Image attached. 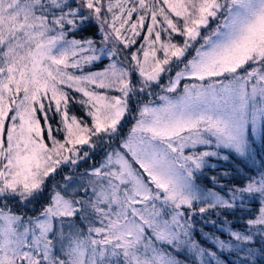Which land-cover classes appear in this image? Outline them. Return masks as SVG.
<instances>
[{"label": "snow or ice", "instance_id": "6c2138e0", "mask_svg": "<svg viewBox=\"0 0 264 264\" xmlns=\"http://www.w3.org/2000/svg\"><path fill=\"white\" fill-rule=\"evenodd\" d=\"M259 148L264 0H0V264H264Z\"/></svg>", "mask_w": 264, "mask_h": 264}, {"label": "trees", "instance_id": "16d2710c", "mask_svg": "<svg viewBox=\"0 0 264 264\" xmlns=\"http://www.w3.org/2000/svg\"><path fill=\"white\" fill-rule=\"evenodd\" d=\"M86 35H91V33H86ZM108 62L109 61L107 60V58H105V64H107ZM157 91L159 92V89H157ZM70 114L80 115L79 106L78 105L77 106H73ZM56 120H59L58 116H56L54 118V121H53L54 126H55V121ZM129 121H130V119H129ZM129 121H128L127 125L123 128V131H122L121 135H124V133H126L128 131L129 126H130L129 125ZM196 150L197 151H203V150H205V147L204 146H199ZM208 150H216V149H215V147L213 145V146H209ZM258 150L260 151L261 155H264V148H259ZM102 154L103 153L97 154L94 157L93 160H88V161L82 162L81 165H80V168H78L77 170L82 171L83 167L87 166L89 161H96L97 159H99V157ZM226 154H227V150H224V152H222V155H226ZM257 160H259V157H257ZM209 163L210 164H215L216 167L214 169L213 168H206L204 170L205 176H212V175L219 176L223 172H229V173L232 174L229 178L221 180V183H223V184H231V183L242 184L244 182L241 177L236 176V169L237 168L242 169L243 171L249 172V174H255V171H256L254 165H251L250 163H247V162H243L241 158L235 156L234 154L230 157V159L228 161H225L223 159H219L217 157H212V158L209 159ZM67 171H68V168H64L63 172L60 173V175H58L56 177V179L58 181H61L62 177L64 175H66ZM197 175H200V174L198 173ZM49 183H51V181H49ZM197 183L200 184V186H203L204 188L205 187H209V188L212 187V184L206 178H202L201 180H198ZM216 190L218 191L219 188L217 187ZM199 206H202V205H197V207H199ZM39 207H40V205L37 204L35 206L36 210H38ZM252 207L255 208L256 204L254 203L252 205ZM17 210L20 211V212L27 211L28 215H35L36 214V211H33L31 209V206H29L28 209L19 208ZM204 219L214 220V221H217L219 223V221L222 220V217H217L215 215L209 216L208 214H204L203 218L201 216L200 219H195V218L193 219V223L195 224V228H196L195 238L198 241H200V243L203 246L208 247V248H212L213 247L212 241L202 239V233H204V232H214V231H216V229L213 228V226L211 224H205L203 222ZM237 227H239V225H237ZM217 235H219V232H217Z\"/></svg>", "mask_w": 264, "mask_h": 264}, {"label": "rangeland", "instance_id": "374dc122", "mask_svg": "<svg viewBox=\"0 0 264 264\" xmlns=\"http://www.w3.org/2000/svg\"><path fill=\"white\" fill-rule=\"evenodd\" d=\"M151 99H155V97H152ZM156 103L159 104L160 101L156 100ZM133 123H134V120L130 119V121H129V125H130V126H129V129L132 127ZM129 129H128V131H129ZM128 131H127L126 133H124V135H127ZM198 147H199V146H198ZM208 147H209V146H208ZM188 151H189V150L186 149V154H187ZM196 151H197V150H196ZM102 155H103V154H102ZM99 159H100V157H99ZM99 159H97L96 161H98ZM94 162H95V161H89V162H88V165H87V166H84L83 169H82V171H84L85 169H89L90 166H91ZM82 171L77 170V172H82ZM67 174H70V173H69V170L67 171L66 175H67ZM61 182H62V180H61ZM201 188H204V187L201 186ZM203 215H204V214H203ZM200 217H201V214L197 213V214L195 215L194 218H195V219H200Z\"/></svg>", "mask_w": 264, "mask_h": 264}]
</instances>
